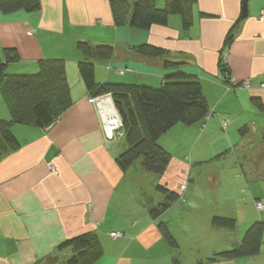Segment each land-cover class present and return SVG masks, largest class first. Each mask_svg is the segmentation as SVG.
<instances>
[{
    "label": "crops",
    "instance_id": "crops-1",
    "mask_svg": "<svg viewBox=\"0 0 264 264\" xmlns=\"http://www.w3.org/2000/svg\"><path fill=\"white\" fill-rule=\"evenodd\" d=\"M39 1L41 10L36 13H0V60L5 50L16 51L18 62L10 64L8 71L22 75L35 73L42 60H64L73 105L46 129L12 126L20 149L0 160V264H65L73 249L59 246L82 234L96 235L103 248L95 264H264V244L254 257L212 260L238 244L251 224L264 223V210L259 212L256 205L248 216V208L243 207L240 212L246 216L242 217L211 215L215 207L201 212L195 201L199 192L187 184L182 202L173 203L158 219L150 215L165 199L155 186L178 193L185 182L182 172L190 171L189 151L194 158L191 164L240 171L247 183L264 179L259 154L248 163L239 160L242 145L264 137V0H248L245 19L240 18L241 0H199L187 31L177 16L167 26L149 31L115 28L107 0ZM81 41L114 48L113 58L97 65L98 83L159 87L170 72L164 69L165 61L182 64V70L200 82L209 119L204 125H177L161 138L171 162L155 183L139 162L126 173L115 163L125 151L123 133L114 142L104 140L96 109L88 103L77 71L81 57L76 46ZM141 45L163 49L167 55L140 57L131 48ZM223 58L227 75L237 86L248 82L249 89H232L219 81ZM9 118L0 92V120ZM200 142L217 144L202 148ZM172 143L179 146L176 154L171 153ZM207 173L206 185L214 190V173ZM188 176L192 183L191 171ZM148 182L155 184V195L148 191ZM254 200L264 204L256 193ZM214 216L234 218L236 232L213 228ZM161 224L177 248L167 243ZM116 232L122 237L111 238Z\"/></svg>",
    "mask_w": 264,
    "mask_h": 264
},
{
    "label": "trees",
    "instance_id": "trees-1",
    "mask_svg": "<svg viewBox=\"0 0 264 264\" xmlns=\"http://www.w3.org/2000/svg\"><path fill=\"white\" fill-rule=\"evenodd\" d=\"M107 1L115 28L149 31L153 26H167L169 19L177 16L181 20L182 30L187 31L193 24L192 8L199 0H161L162 7L159 6V0ZM40 10L39 0H0V13L4 15L18 11L36 13ZM232 30L225 46L230 43ZM76 48L81 57L77 62V71L88 99L111 96L119 116V133H123L125 143V151L115 160L119 169L126 173L139 162L143 172L163 178L170 165L171 155L160 145L161 138L177 125H204L209 117L198 79L184 72L182 64L165 61L164 69L170 72L164 76L159 87L98 83L95 78L97 65L109 62L113 58L114 48L84 41L78 42ZM131 49L143 58L158 59L167 55L163 49L149 45ZM16 62V51L5 50L4 60H0V92L9 107L10 118L0 120V160L20 149V143L11 131L13 125L46 129L73 105L64 60H42L38 62L35 73L24 75L9 73L8 66ZM221 71L222 76L230 77L223 63ZM254 103L262 109L259 102ZM246 131L244 128L240 133L244 135ZM155 189L165 199L150 211L154 219L165 214L173 203L184 200L179 188L178 193L170 192L161 185L155 186ZM257 203L261 202L257 201L255 205ZM211 226L230 233L238 228L234 218L223 216L212 217ZM160 230L167 243L177 248L176 241L163 224ZM263 244L264 223L257 221L247 228L238 244L229 251L216 254L212 260L254 257L261 253ZM66 248H72L73 255L65 264H95L103 256V248L94 234L76 236L62 243L58 249Z\"/></svg>",
    "mask_w": 264,
    "mask_h": 264
},
{
    "label": "rangeland",
    "instance_id": "rangeland-1",
    "mask_svg": "<svg viewBox=\"0 0 264 264\" xmlns=\"http://www.w3.org/2000/svg\"><path fill=\"white\" fill-rule=\"evenodd\" d=\"M159 6L160 7L163 6L161 0H159ZM223 125L225 126V123H223ZM118 135L119 133L117 134V136ZM252 142L253 143L242 145L241 148H243L242 151L244 153L242 155L241 154L239 155L241 156L239 160L244 161V163H248V160H251L254 157L256 158V156L259 154L258 155V157H260L259 161L263 162L264 164V145H263L264 137H262L261 139H253ZM216 144L217 143H209L206 145V143L202 144V142H200L198 146H201L202 148H204L205 146H209V147L211 146V148H213V146ZM171 147L173 150L171 153L176 154V152L178 151L176 149H178L179 146L176 143H172ZM186 155L188 156L187 160L190 171L192 172V179H191L192 183L190 182L188 176L190 171L188 170L187 173L186 171H183L182 175L185 176L186 180L185 182L180 184V186L184 188V191L180 193L183 194L185 192L187 184L190 186L194 185V187L199 192L198 198L195 201L197 207L200 208L201 212L211 207H215L213 208V211L210 212L211 215L216 212L222 213L223 215H230L231 213H235L234 215H237L238 217H242L244 213L241 214L240 211L241 209H244L243 207H247L248 214L246 215L248 216L254 212L253 205H255V200H254L255 193L256 195H259L263 199V203H264V179L261 178L258 180H249V182L247 183L245 182L244 175L240 171L239 172L234 171L233 169H227L226 170L227 172L226 171L222 172L221 170H208V167H211L213 165L200 166V165L191 164L192 163L191 158L194 159L192 157L191 151H189ZM208 171H213L214 173L213 175L211 174V178H212L211 181L215 180L213 182V184L215 185L214 190L206 185L208 181L207 178ZM148 176L149 178L150 176L153 177V180H151L153 182L157 178L154 175H148ZM218 183L221 184V186H219V189L217 186ZM154 185L151 182H148L147 189L148 191L152 192L153 195H155L156 193L153 190ZM233 238L235 240V234H233Z\"/></svg>",
    "mask_w": 264,
    "mask_h": 264
},
{
    "label": "built area",
    "instance_id": "built-area-1",
    "mask_svg": "<svg viewBox=\"0 0 264 264\" xmlns=\"http://www.w3.org/2000/svg\"><path fill=\"white\" fill-rule=\"evenodd\" d=\"M261 18H264V13H262ZM223 61L224 62L222 63L225 64L226 60L224 59ZM226 80H228V83H225ZM219 81L227 85L229 88L241 87L244 89H249L248 82H242V84H239L240 86L238 87L234 79L231 77L228 78L221 75V77H219ZM261 87L264 89V85H262ZM88 103L94 106L96 109L105 142L106 143L114 142L116 140L117 134L120 131L121 124L111 96L105 95L96 98H90L88 99ZM208 119L209 117L206 120ZM179 190L183 192L184 188L180 186ZM256 207L259 212L264 210V207L261 203H257ZM110 237L113 239H117V238H121L122 234L117 232L111 233Z\"/></svg>",
    "mask_w": 264,
    "mask_h": 264
},
{
    "label": "water",
    "instance_id": "water-1",
    "mask_svg": "<svg viewBox=\"0 0 264 264\" xmlns=\"http://www.w3.org/2000/svg\"><path fill=\"white\" fill-rule=\"evenodd\" d=\"M248 16V0H241V19H245Z\"/></svg>",
    "mask_w": 264,
    "mask_h": 264
}]
</instances>
